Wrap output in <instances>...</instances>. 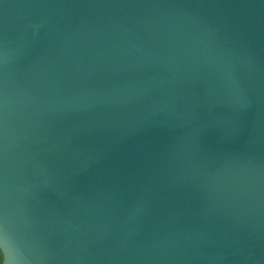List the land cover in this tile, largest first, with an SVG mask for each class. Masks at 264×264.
<instances>
[{"label":"water","instance_id":"95a60500","mask_svg":"<svg viewBox=\"0 0 264 264\" xmlns=\"http://www.w3.org/2000/svg\"><path fill=\"white\" fill-rule=\"evenodd\" d=\"M2 264H264V0H0Z\"/></svg>","mask_w":264,"mask_h":264},{"label":"trees","instance_id":"16d2710c","mask_svg":"<svg viewBox=\"0 0 264 264\" xmlns=\"http://www.w3.org/2000/svg\"><path fill=\"white\" fill-rule=\"evenodd\" d=\"M2 263H3V254H2V251L0 249V264H2Z\"/></svg>","mask_w":264,"mask_h":264}]
</instances>
